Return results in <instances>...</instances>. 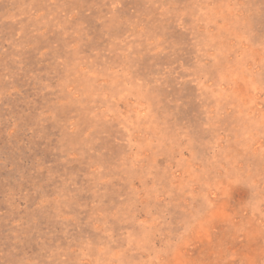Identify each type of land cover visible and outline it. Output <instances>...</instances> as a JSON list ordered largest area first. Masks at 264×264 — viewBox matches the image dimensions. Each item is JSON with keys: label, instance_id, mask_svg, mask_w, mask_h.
Wrapping results in <instances>:
<instances>
[{"label": "rangeland", "instance_id": "1", "mask_svg": "<svg viewBox=\"0 0 264 264\" xmlns=\"http://www.w3.org/2000/svg\"><path fill=\"white\" fill-rule=\"evenodd\" d=\"M0 264H264V0H0Z\"/></svg>", "mask_w": 264, "mask_h": 264}]
</instances>
